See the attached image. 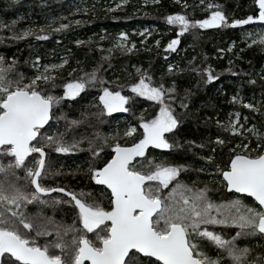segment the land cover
Segmentation results:
<instances>
[{"label": "trees", "instance_id": "16d2710c", "mask_svg": "<svg viewBox=\"0 0 264 264\" xmlns=\"http://www.w3.org/2000/svg\"><path fill=\"white\" fill-rule=\"evenodd\" d=\"M91 4H88L86 10L78 8V0H0V57L4 58L5 66L12 65L7 72L12 80L22 74L23 83L27 84L30 74L35 71L33 61L43 64L57 61L61 56L66 59L64 66L54 72L52 79L37 81L42 94L61 97L52 106L48 126L41 130L35 141L37 146L43 144L46 154L42 183L52 188L64 187L77 193L84 190L91 193L88 199H95L109 207V193L95 184L89 169L90 166L102 167L107 162L113 154L114 143L130 145L138 140L142 134L139 126L141 115L150 119L158 110L157 102L142 98L129 90V85L137 82L146 71L153 86L163 84L165 88H175L171 93L174 100L165 101L171 105L180 123L171 133L166 134L174 147L149 148L142 158L137 157L136 166L148 170L149 158L155 162L184 165L171 186L182 182L189 187H206L208 192L218 187L221 197H232L233 194L226 193L218 185V178L223 170L228 169L231 158L239 152L252 150L254 155L264 151V147H258L264 144V110L259 109L256 113L254 109L245 108L243 103L264 102V43L244 48L236 56L238 46L235 51H229V45L233 41H239L241 27L229 23L214 30L196 27L179 33L178 26L169 24L166 17L180 12L191 20L204 19L211 11L220 10L229 21L246 19L250 14H257L254 2L160 0L144 8L148 13L146 16L135 12L133 4L110 11ZM210 4L213 5L211 9ZM69 12H72L69 17L77 19L76 22L68 19ZM61 24L68 27L57 31ZM137 24L155 27V34L149 44L141 46V40L137 39V44L131 51L103 47L110 44L120 32H124V38L129 40V29ZM27 25H33L36 29L28 35H22L21 29ZM244 25L255 26L250 22ZM177 37L176 53L169 52V58L164 61L162 48ZM158 39L159 49L151 48L154 40ZM77 40L81 43H76ZM170 64L174 65L171 70L168 67ZM204 68H210L216 79L208 81V73L203 71ZM94 69L97 70V79L90 82L75 98L63 95L65 83L80 78L83 73H91ZM138 69L140 71L137 72ZM103 87L129 96L130 100L125 104L128 111L106 112L99 100ZM234 95H240L241 103L232 101ZM182 103L186 107H182ZM232 112L246 118L244 129L254 126L262 135H253L248 142L249 136L235 135L225 130L228 116ZM121 117L123 120H120ZM72 121L78 123L71 124ZM217 121H222L223 125ZM128 125L137 129L130 137L125 135ZM61 133L69 144L75 142L73 151L58 153L54 144H48L44 140L45 136ZM217 136L221 137L223 144L216 142ZM245 145L247 148L243 151L236 147L244 148ZM97 148L100 149L99 152H96ZM94 152L96 155H93ZM208 156L213 159L207 160ZM37 157L32 155L27 158L28 166L34 167ZM0 161L7 163L8 157H1L0 154ZM17 173L21 178L25 176L24 171ZM0 179H3L2 173ZM18 183L27 182L20 179ZM27 190L33 189L29 185ZM54 197H59L62 201L69 199L62 194L42 196L49 203L43 206L33 203L27 207V211L35 213L40 210L55 221L71 224L75 220L76 208L68 203L53 205L51 202ZM247 201L250 206L257 207L250 200ZM241 238L237 245L251 249L247 260L256 256V260L260 261L264 254V236L257 233ZM48 239L50 238L42 240V244ZM202 250L209 256H219L216 253L218 250L211 243H205ZM223 253L222 251V256H219L221 264H230L226 253Z\"/></svg>", "mask_w": 264, "mask_h": 264}, {"label": "snow or ice", "instance_id": "6c2138e0", "mask_svg": "<svg viewBox=\"0 0 264 264\" xmlns=\"http://www.w3.org/2000/svg\"><path fill=\"white\" fill-rule=\"evenodd\" d=\"M254 4L258 14H250L246 19L229 21L222 11L215 10L204 19L191 20L176 12L168 15L166 20L169 24L177 25L179 33L196 27L203 29L229 23L237 26L250 21L264 22V0H254ZM212 7L210 4L209 8ZM66 27L61 24L56 30ZM28 34L25 31L24 35ZM119 36L124 38L125 33L120 32ZM258 40L264 43V34L259 35ZM76 43L81 41L77 40ZM177 43L178 37L169 41L166 48L174 49ZM3 60L0 57V154L7 156L8 161H0V173L3 174V179H0V264H221L219 256H209L201 249L197 237L207 238L223 250L230 264H264V258L260 261L247 260L251 249L248 246L239 247L235 237L225 239L220 233L206 227L209 224L229 223L228 219L215 215L213 210L220 212L221 206L208 198L206 187L194 190L177 182L171 186L170 191L162 192L170 181L178 177L184 165L155 162L149 158L148 170L136 166L135 158L143 157L149 145L160 149L175 146L165 135L180 123L171 105L165 103L166 99L174 100L171 95L175 91L174 87L165 88L163 84L153 86L146 71L137 82L129 85L133 93L157 102L159 108L150 119L141 115L139 126L143 131L138 140L130 145L114 143L113 154L102 167L90 166L91 179L111 191L109 207H105L95 199H88L91 193L84 190L77 193L42 183L46 154L43 144L37 146L35 141L41 134V128L50 119L53 104L58 103L61 97L42 94L37 81L52 79L54 73H49L48 69L62 67L66 61L60 65H45L44 72L38 73L25 84L22 74L16 80L7 75L12 65L5 66ZM168 67L171 70L174 65ZM203 71L208 73V81L216 79L210 68H204ZM96 73L94 69L91 73H83L80 78L65 83L64 96L78 95L97 79ZM232 99L236 101L237 98L233 96ZM99 100L104 110L112 113L117 109L128 111L125 104L130 97L103 87ZM243 103L247 108L255 107ZM181 106L186 107L183 103ZM236 116L239 117V113ZM75 123L78 121L71 122ZM217 123L223 125L222 121ZM236 123L235 119H230L225 130L239 132ZM136 131L135 127L129 126L125 135L130 136ZM250 131L258 137L262 135L254 126ZM44 140L54 144L58 153L74 150L75 142H66L62 133L45 136ZM216 142L224 143L220 136L216 137ZM244 147L247 148V145ZM258 147H264V144ZM99 151L97 148L96 152ZM30 153L39 154L34 167L27 164L26 158ZM206 159L211 161L213 158L208 156ZM21 168L25 172L23 178L16 171ZM222 176L228 189L249 194L259 204V208H256L240 199L228 202L236 210L231 223L242 230L236 236L264 235V151L253 155L252 150H249L234 155L230 167L222 171ZM20 179L27 183H18ZM153 181L157 183H151ZM29 185L33 190H27ZM54 191L65 193L70 199L62 201L54 197L51 203L74 204L78 210L76 216L79 227L76 220L64 224L44 215L40 210L35 213L27 211L29 204H48V200L42 199V194ZM53 232L54 237L43 244L39 242L40 237L49 236ZM89 233L93 234L94 239ZM139 254H144V258L141 259Z\"/></svg>", "mask_w": 264, "mask_h": 264}, {"label": "rangeland", "instance_id": "374dc122", "mask_svg": "<svg viewBox=\"0 0 264 264\" xmlns=\"http://www.w3.org/2000/svg\"><path fill=\"white\" fill-rule=\"evenodd\" d=\"M159 1L160 0H91V1L90 0H78V8L87 10L88 7H89L88 4L91 2L92 3L91 5H93V4L97 5V6H99L101 8V10H109L110 11V10H115V9H117V8H119L121 6L127 5V4H133L134 7H136L135 12H140L141 16H146L148 13H147V10H145L144 8H146L147 6H151L153 4H156ZM173 1H175V0H173ZM71 13L72 12L68 13V17H69V15ZM56 16H58V15H56ZM68 19H70L71 22H76L77 21V19H74V18L71 19L70 17ZM237 26L242 28V29L239 30V35H238L239 36V41L231 42L230 45H229V51H235L237 49V46H238V50L236 51L235 55L239 56V54L241 53L242 49L247 48V47H253L256 44H260V42L258 40V36L261 35V34H264V25H255V26H252V27H247L246 25H237ZM35 29H36L35 26L27 25V26H25V27H23L21 29V34L24 35L25 31H28L29 34H30ZM129 34H130L129 40H126L125 38H121L120 36H117L116 38L111 40L110 44H108L107 46L104 45L103 47H105L106 49H109V50H114V49H118V48H124V49H128V50L129 49L133 50L135 48L136 44H137L136 41H135L137 39L141 40L140 43H139L141 46H146L147 44H149V41L152 39V37L155 34V27L152 26V25H149V24H137V25H134L132 28L129 29ZM253 41H255V42H253ZM159 42H160V39L154 40V42L152 44L153 47L152 46H150V47L159 49V45H160ZM241 46H243V47H241ZM177 47H178V43H177V45L175 46L174 49H168V48H166V46L164 48H162L161 53L164 55V57H163L164 61H166L169 58V56H170L169 52H175L176 53ZM62 61H66L65 56L59 57L57 61H49V62H46V63H43V64H36L33 61L32 62V67H33V69H35V71L30 74L29 80L32 77L36 76L38 73L44 72V66L45 65H52V64L60 65ZM64 64L62 66H64ZM60 68L61 67H58L56 69H48V72L49 73H54L56 70H58ZM263 79H264V76H263ZM129 90L132 91L131 88ZM136 95H138V94H136ZM76 96L67 97V98H75ZM234 96L237 98L236 101H234V102L241 103L240 95H234ZM140 97H142V96H140ZM142 98L148 99L147 97H142ZM232 101H233V99H232ZM165 103H168V102L165 101ZM247 103L253 104L255 106L254 108H248V109H254L256 111V113H258L259 109L264 110V102H262L261 100L258 101L257 103H253L251 101H248ZM245 108H247V107H245ZM118 112L119 113H124L125 111L123 109H119ZM236 113L237 112H232V113L229 114L228 119H227V123H228V121L230 119H235L237 121L236 127H238L240 129V131L237 132V133H232V132L231 133L235 134V135L245 136V137L249 136V138H248V142H249L250 141V137L251 136L254 137L253 135H256V134H254V133H252L250 131L252 126H248L246 129H244V127L246 125V118L245 117L241 118L240 115H239V117H237ZM120 120H123L122 117H121ZM129 126H133V125H128V127ZM141 131H143V130H141ZM133 134L134 133H132V135ZM132 135H130V136H132ZM126 136L130 137L129 135H126ZM236 147L241 149V151L245 150V147L244 148H240L238 146H236ZM149 148H156V147L153 146V145H149L145 149V153L147 152V150ZM158 149H160V148H158ZM239 153H244V152H239ZM3 156L4 155L1 154V157H3ZM16 171H20L21 172V171H24V170H23V168H21V169H18ZM154 182L155 181H153V183ZM172 182L173 181H170L169 182V186L167 188L162 189V192L170 191ZM218 185H219V187L222 188V190H224L225 185H224L223 179L221 177L218 178ZM192 188L194 190L195 189H200V187H192ZM218 189H219L218 187L217 188H213L210 192L207 191L206 195L208 196V198L212 202H214L215 204L221 206L220 212H215V210H213L215 215H217L218 218H226V219H228L229 223H227V224H209V225H206V227L210 231H214V232L220 233L225 239H230L232 237H235V243L237 244V241L239 239H242L241 237H244V236L245 237H250V236H252V235L236 236V233L238 231H242V230L238 227V225L231 223V219H232L233 215H236V210H235V208H231L229 206L228 202L229 201H233L235 199H240V198L237 197V196H233V195H232V197L223 198V197L220 196V191ZM240 200H242V199H240ZM242 201L245 204H248L245 200H242ZM30 205L31 204L27 205V207L30 206ZM41 205L43 206L44 204H41ZM241 211H243V209H241ZM76 213H77V211L75 210V220H76L77 227H79V221H78V218L76 216ZM201 227L203 228V227H205V225H201ZM54 235H55L54 233H50L49 236L40 237L39 238V242L42 244V240H44L46 238H52V237H54ZM202 239L205 240V241L208 240L207 238H202ZM212 245L215 246L214 244H212ZM215 248L218 250L216 253L221 257L223 250L217 248L216 246H215Z\"/></svg>", "mask_w": 264, "mask_h": 264}, {"label": "water", "instance_id": "95a60500", "mask_svg": "<svg viewBox=\"0 0 264 264\" xmlns=\"http://www.w3.org/2000/svg\"><path fill=\"white\" fill-rule=\"evenodd\" d=\"M251 1H253L254 2V0H251ZM256 6V5H255ZM256 8H257V6H256ZM258 14V13H257ZM250 23L251 24H254V25H264V22H262V21H250ZM221 26H210V27H208V28H203V29H206V30H214V29H217V28H220ZM119 109H117L116 110V112L118 111ZM50 119H51V111H50ZM50 119H49V121L41 128V130L42 129H44V128H46L47 126H48V124H49V122H50ZM0 147H2V146H0ZM34 154H36V155H39L38 153H30L29 154V156L28 157H30L31 155H34ZM27 157V158H28ZM137 159V157L135 158V160ZM231 162V161H230ZM229 167H230V163H229ZM222 179H223V176H222ZM225 182V181H224ZM147 183V182H146ZM96 184L98 185V186H102V187H104L109 193H110V196H111V191H110V189H107V186H105V185H101V184H98L97 182H96ZM225 184H226V182H225ZM227 191L228 192H234V193H236V194H239V195H244V196H246V197H248V198H250V199H252L258 206H259V204H258V202H256L255 200H254V198L253 197H251L249 194H246V193H238V192H236L234 189H228L227 188ZM52 194H62V195H64V196H66L67 198H69L65 193H60V192H58V191H54V192H51V193H47V194H42V196H49V195H52ZM70 199V198H69ZM107 223V222H106ZM131 252L132 251H134L135 252V250H130ZM141 256H144V254H140ZM153 259H155V258H153Z\"/></svg>", "mask_w": 264, "mask_h": 264}, {"label": "flooded vegetation", "instance_id": "af4514ba", "mask_svg": "<svg viewBox=\"0 0 264 264\" xmlns=\"http://www.w3.org/2000/svg\"><path fill=\"white\" fill-rule=\"evenodd\" d=\"M34 155H36V154H34ZM32 156V155H31ZM30 156V157H31ZM36 156H38V155H36ZM29 158V157H28ZM27 159V158H26ZM227 170V169H226ZM221 178H222V174H221ZM95 182V184H96V181H94ZM224 182V181H223ZM97 185V184H96ZM224 185H225V187H224V190L226 191V193H229V194H233V196H237V197H239L240 199H242V200H245L247 203L249 202V201H247V199L248 200H250V202H252V203H254L257 207L256 208H259V206L252 200V199H250V198H248V197H246V196H244V195H239V194H236V193H234V192H228L227 191V187H226V184H225V182H224ZM100 187H102V186H100ZM104 188V187H103ZM105 189V188H104ZM106 190V189H105ZM107 191V190H106ZM108 192V191H107ZM109 193V192H108ZM109 195H110V193H109ZM73 206H74V204H73ZM252 206V205H251ZM76 211H78L77 209H76ZM102 227V226H101ZM259 234V233H258ZM89 236L91 237V238H93L94 239V236H93V234H91V233H89ZM264 236V235H263ZM197 239V241L199 242V244H200V246H201V249L203 248V246L205 245V243H207V244H209L210 242L207 240V241H205V240H203L202 238H199V237H197L196 238ZM132 252H134V251H132ZM139 256L140 257H143L144 258V256H141L140 254H139ZM262 258H264V254H263V256H262ZM251 260H256V256H254V257H251V259L249 260V261H251ZM256 261H259V259H257Z\"/></svg>", "mask_w": 264, "mask_h": 264}]
</instances>
